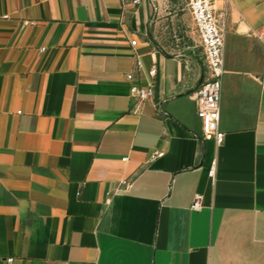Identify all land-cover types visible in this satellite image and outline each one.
I'll return each instance as SVG.
<instances>
[{
  "label": "crops",
  "instance_id": "crops-1",
  "mask_svg": "<svg viewBox=\"0 0 264 264\" xmlns=\"http://www.w3.org/2000/svg\"><path fill=\"white\" fill-rule=\"evenodd\" d=\"M161 1L0 0V264H264V0L216 1L220 143Z\"/></svg>",
  "mask_w": 264,
  "mask_h": 264
},
{
  "label": "built area",
  "instance_id": "built-area-1",
  "mask_svg": "<svg viewBox=\"0 0 264 264\" xmlns=\"http://www.w3.org/2000/svg\"><path fill=\"white\" fill-rule=\"evenodd\" d=\"M139 0H133L138 3ZM217 0H187V6L192 16L193 23L199 38L204 64L206 68L205 76L192 93L197 101V117L201 121V137L203 139L212 138L216 143L223 140L224 133L219 130V105L221 100V80L223 76V49H224V15L216 7ZM227 4L230 0H220ZM131 43L134 45L135 40ZM135 69L142 67L139 57H135ZM155 68L148 70V75L155 74ZM129 79L133 74L129 73ZM261 84L264 86V68L260 76ZM154 86L152 83L145 85L132 83L130 96L137 102H143L154 97ZM213 174V169L209 171ZM193 207H198L194 202Z\"/></svg>",
  "mask_w": 264,
  "mask_h": 264
},
{
  "label": "rangeland",
  "instance_id": "rangeland-1",
  "mask_svg": "<svg viewBox=\"0 0 264 264\" xmlns=\"http://www.w3.org/2000/svg\"><path fill=\"white\" fill-rule=\"evenodd\" d=\"M159 19V23L154 22V27H194L192 16L187 6V0H163L161 1L160 15L154 14V18ZM186 43L183 47L157 48L160 52L177 55H189L203 69V59L199 39L185 36Z\"/></svg>",
  "mask_w": 264,
  "mask_h": 264
}]
</instances>
